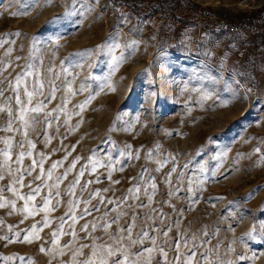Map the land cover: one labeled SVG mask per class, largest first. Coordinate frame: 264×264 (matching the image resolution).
Instances as JSON below:
<instances>
[{"label":"rangeland","instance_id":"374dc122","mask_svg":"<svg viewBox=\"0 0 264 264\" xmlns=\"http://www.w3.org/2000/svg\"><path fill=\"white\" fill-rule=\"evenodd\" d=\"M183 4L264 11L0 0V264H264L261 48Z\"/></svg>","mask_w":264,"mask_h":264},{"label":"crops","instance_id":"0c3cea01","mask_svg":"<svg viewBox=\"0 0 264 264\" xmlns=\"http://www.w3.org/2000/svg\"><path fill=\"white\" fill-rule=\"evenodd\" d=\"M197 4L200 5H216L217 3L221 2H228V0H193ZM256 4V7L260 6L264 3V0H253ZM236 12L237 11H232ZM251 12V11H249ZM249 12H245L249 14ZM259 12V11H258ZM260 13V12H259ZM257 16L254 18L256 19ZM238 34V37L235 38L233 41H247L243 42L244 45L243 49L253 50L254 47L261 48V52L257 53L259 55V65L255 66V74L249 78L248 87H250L253 91L252 94L255 95L257 102H264V34L258 33H233ZM252 64L250 67L252 68Z\"/></svg>","mask_w":264,"mask_h":264},{"label":"built area","instance_id":"2783aa9c","mask_svg":"<svg viewBox=\"0 0 264 264\" xmlns=\"http://www.w3.org/2000/svg\"><path fill=\"white\" fill-rule=\"evenodd\" d=\"M201 8V7H200ZM196 9L192 11V8L188 4H183L181 10L184 14L193 15L195 21L198 22L200 26L202 22H206L212 28H219L229 31L230 33H261L264 34V11L256 19L249 22L238 21L234 23H229L223 18H218L215 13L208 9Z\"/></svg>","mask_w":264,"mask_h":264},{"label":"trees","instance_id":"16d2710c","mask_svg":"<svg viewBox=\"0 0 264 264\" xmlns=\"http://www.w3.org/2000/svg\"><path fill=\"white\" fill-rule=\"evenodd\" d=\"M165 6L161 5L159 6L160 10H164ZM218 18H223L224 20H226L229 23H234L235 21H251L256 17L255 12L250 13L249 15H247L245 12L242 11H238L237 13H233V12H222L219 11L217 12ZM250 72H252V69L250 70Z\"/></svg>","mask_w":264,"mask_h":264},{"label":"snow or ice","instance_id":"6c2138e0","mask_svg":"<svg viewBox=\"0 0 264 264\" xmlns=\"http://www.w3.org/2000/svg\"><path fill=\"white\" fill-rule=\"evenodd\" d=\"M31 95V94H29ZM41 109L37 108V109H33V111L39 112ZM35 164V162H33ZM50 175V174H49ZM82 175V174H81ZM34 191L39 192V188L35 189ZM136 191H139V189H136ZM23 199V197H21ZM3 206V205H0ZM88 210L86 209L85 212H87ZM29 214H32L31 212ZM151 251V250H149ZM109 254L111 255V250H109ZM93 255H95V253H93ZM137 255H141V253H138ZM89 264H93V262L89 261ZM102 264H106V262L102 261ZM116 264H121L120 261H117ZM124 264H127V260L125 258Z\"/></svg>","mask_w":264,"mask_h":264}]
</instances>
